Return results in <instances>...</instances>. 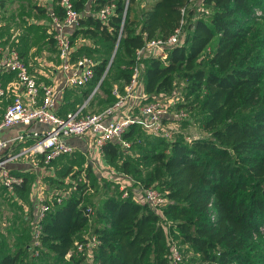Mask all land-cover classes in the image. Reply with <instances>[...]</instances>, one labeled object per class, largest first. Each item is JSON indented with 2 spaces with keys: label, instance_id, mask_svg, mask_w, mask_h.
<instances>
[{
  "label": "trees",
  "instance_id": "obj_1",
  "mask_svg": "<svg viewBox=\"0 0 264 264\" xmlns=\"http://www.w3.org/2000/svg\"><path fill=\"white\" fill-rule=\"evenodd\" d=\"M12 1L0 0V14ZM71 1L81 12L78 26L69 31L71 59L92 58L94 74L87 84L64 89L66 96L81 94L70 109L82 104L99 82L83 111L95 102L104 107L114 103L113 85L122 91L128 83L136 49L169 36L182 21L181 40L168 49L165 62L157 56L142 58L140 83L150 100L174 91L175 80L183 79L186 93L179 106L189 112L185 121L192 122L194 114L207 134L168 142L160 135L143 139L145 130L138 125L124 132V138L140 140L131 146L142 153L137 161L151 164L144 187L167 198L161 214L136 202L129 187L125 197L119 190L86 197L84 183L71 170L78 154L56 157L46 167L64 159L56 172L74 177L76 186L59 202L54 194L42 221L39 254L34 255L28 234L20 243H0V264H41L44 257L53 264H170L172 243L181 254L180 264H264V16L259 15L264 0H203L206 15L189 0ZM107 5L113 9L102 21L98 12ZM36 9L49 18L48 10ZM24 27L27 34L34 29ZM28 38L25 34L10 43L21 57ZM46 42L57 54L53 37ZM98 90L104 93L101 99ZM122 150L109 142L102 151L112 161ZM17 174L24 181L9 197L26 201L33 176ZM84 231L98 240L90 260L85 250L74 247L78 239L86 241Z\"/></svg>",
  "mask_w": 264,
  "mask_h": 264
},
{
  "label": "built area",
  "instance_id": "obj_2",
  "mask_svg": "<svg viewBox=\"0 0 264 264\" xmlns=\"http://www.w3.org/2000/svg\"><path fill=\"white\" fill-rule=\"evenodd\" d=\"M189 2L199 14L209 13L208 9L203 6V0H189ZM57 4V9H48V15L51 20L52 37L56 45L60 67L65 74V81L60 88L39 81L37 76L29 70L17 49L0 44V73L12 74L14 85L21 90L17 93L14 91L12 100L0 115V132L15 125L26 129L12 139L0 137V153L8 148L12 141L32 139L27 147L18 152L19 155L31 154L35 156V166L40 161L47 165L56 157L74 151V146L67 141L72 137L84 138L90 148L98 151H102L109 142L119 143L120 147L126 151L131 148L133 143L123 135L131 125H138L148 133L160 135L168 142L173 141L176 136L172 126H175L179 121L187 120L189 116L187 109L184 106H179V103L183 101V96L174 91L173 94L159 93L150 100H146L147 95L143 92L140 83V72L142 69L141 60L146 56H157L165 62L168 49L177 45L181 40L182 21L169 36L150 39L142 47L136 49L128 83L124 85L122 91L117 84L113 85L112 94L116 97L114 103L100 111H83L86 102L98 89L99 82L93 89L94 92L92 91L93 93L82 105L75 111L61 116L56 110L59 95L67 87H80L91 81L94 74V61L87 56L71 59L72 45L69 31L78 26L81 12L75 9L71 0H58ZM112 9L113 5L103 7L98 12L99 18L106 21ZM182 11L184 12V9ZM121 30L122 24L120 33ZM7 90L8 87L3 86L0 81V98L6 96ZM33 124H42L45 129L27 130ZM13 157H15L14 154L13 156L3 155L0 157V184L10 193L24 181L22 176L14 175L7 167L6 163ZM72 189L74 188L57 189L54 192L56 201L59 202L61 196L67 195ZM38 190L37 187L36 191ZM122 190V196H127V190ZM40 192H37L38 196L35 199L37 208L31 230L35 256L39 254L38 247L41 245L39 236L42 221L50 211L52 202H47L43 192ZM133 198L136 202L147 204L159 214H161V207L167 202L165 195L151 186L144 187L140 194L133 195ZM85 238L84 243L76 241L75 248L77 251L85 250V254L86 250L91 251L90 254H92L98 240L95 236L88 234ZM169 257L170 264H180L182 257L174 243L171 244Z\"/></svg>",
  "mask_w": 264,
  "mask_h": 264
},
{
  "label": "crops",
  "instance_id": "obj_3",
  "mask_svg": "<svg viewBox=\"0 0 264 264\" xmlns=\"http://www.w3.org/2000/svg\"><path fill=\"white\" fill-rule=\"evenodd\" d=\"M58 0H13L11 3H8L5 8L3 14H0V44L3 45H8L10 46V43L15 41H20L21 37L24 36L25 34L28 35V43L27 46L24 47L25 54L22 56V58L27 60L26 63L29 67V70L35 74L38 78L39 81H43L48 84H52L56 86V88H60L61 85L65 81V74L62 71L60 67V60L58 59L57 54H54L55 57V68L53 69L52 72H49L48 67L50 63H43L42 61V55H48V43L47 38L52 36V28H51V20L47 16H43L42 13L38 12L36 10V6L38 7H43L45 10H48L49 8H58L57 4ZM15 3V4H13ZM13 4V5H12ZM14 8H13V7ZM22 7V9H20ZM10 8L11 13L9 16H6L5 18H8L9 21L7 23H3L2 21V16L8 11ZM19 9L18 11H16ZM26 10L27 13L25 14L23 11ZM89 10V2L87 3L86 6V11ZM30 20L29 23L28 19ZM14 23H22L21 28H19L20 32L18 33H13L12 27ZM25 23L28 24V26L33 25L34 29L27 34V31L25 30ZM27 26V25H26ZM22 33V35H21ZM19 36V37H18ZM18 37V38H17ZM16 38V39H15ZM3 42V40H7ZM36 50V53H35ZM33 55V56H31ZM39 57V59H37ZM47 62L49 61L48 59H44ZM0 81L3 86L8 87V92L5 97L0 98V115L4 112V109L8 103L12 100L14 96V91L15 93L21 92L20 88H18L16 85H14V77L10 73H0ZM64 91V90H63ZM81 94L79 93H72V94H67L65 93L59 95V100L57 103V113L60 115L61 113L63 114L65 110H69L71 112L74 109H77L79 105H82L85 101L82 102V104H76L74 109H70L71 104L80 101ZM88 101L86 102L84 108H87ZM91 111V109H87ZM61 114V115H62ZM45 126L42 124H33L32 126L28 127L27 130L32 131V130H44ZM24 130H26L24 127L20 125H15L9 129H4L0 132V137L4 139H12L17 137L19 134H21ZM67 141L74 146V152L79 154L83 153L85 150V145L87 144V141L84 138H76L72 137L67 139ZM32 142V139H27L24 141H15L11 142L8 145V148H6L2 153H0V157L3 155H10L15 157L11 158L8 160L7 167L10 169V171L13 172H21V173H30L33 177L32 182H31V194L29 195V199L24 201L23 203V221H22V227H19L16 229L19 232H15L11 238H12V243H19V238L21 237L22 234L28 235L29 234V226L32 225L33 218L36 212V202L35 199L38 196V193L41 191V182H40V177H44L48 181L50 180L49 177L56 178L55 175H52L51 172H56L57 168H62L64 166V159L61 160H56L50 168H47L46 165L44 164H37L35 166V156L31 154H23L19 155V151L27 147L30 143ZM18 153V154H17ZM3 154V155H1ZM17 154V155H16ZM6 157V156H5ZM54 160V159H53ZM52 160V161H53ZM67 164V163H66ZM52 169V170H50ZM57 173V172H56ZM38 187V191H36V188ZM38 192V193H37ZM40 192V193H41ZM44 193V192H43ZM45 196L47 195L46 193L44 194ZM21 220H17L18 226H20ZM88 234V232L84 231L83 232V237H85ZM16 240V241H15ZM80 240V239H78ZM77 240V241H78ZM11 243V244H12ZM9 246V245H8Z\"/></svg>",
  "mask_w": 264,
  "mask_h": 264
},
{
  "label": "rangeland",
  "instance_id": "obj_4",
  "mask_svg": "<svg viewBox=\"0 0 264 264\" xmlns=\"http://www.w3.org/2000/svg\"><path fill=\"white\" fill-rule=\"evenodd\" d=\"M31 2H33V0H31ZM20 9H22V7ZM18 10L19 9H17L16 11ZM260 10L261 11L259 15L264 16V5L260 8ZM23 12L25 14L27 13L26 10H24ZM10 13H11V10L9 8L8 11L1 18L3 23H7L9 21V19L5 17L9 16ZM29 22L30 20L28 19L27 23ZM27 23H25L24 25L25 26L28 25ZM21 25L22 23H14L12 27L13 33L20 32L19 28H21ZM49 48L47 50L48 55H44V54L42 55V58L48 59L49 61L47 62L44 59H41V60L44 61L43 63H50V65L47 67L49 69L48 71L52 72L56 64L55 57H54L55 53L52 52V49H50L51 50L50 51ZM35 53H36V50H35ZM113 55L111 56L110 61L113 60ZM37 59H39V57ZM175 83H176V87L174 91L181 93V95L184 97L186 93L184 80L177 78L175 80ZM174 91L170 92L169 94H173ZM99 92H100L99 96L101 99L104 96V93L101 90ZM193 97L194 95L193 96L190 95V97L188 96V98L190 99H192ZM96 100L100 102V100L98 99ZM191 106L192 107L190 108L195 109V104ZM104 108L105 107L103 103L100 104V103L95 102L93 107H91L90 109L91 111L96 112ZM191 115H192V122L179 121L178 123H176L175 126H172L173 132L175 133V136L178 137V139L180 138L183 141H188V139L192 137H198V136L207 134L200 128L199 124L197 123L195 119L196 116H194V114H191ZM151 135H154V134L148 133L145 131L143 132L142 138L147 139V136L151 137ZM129 140H131L132 143L136 145L140 143V140L138 139L137 140L129 139ZM85 147L86 148L83 153H79L78 155L75 156L78 162L71 166V170L75 171L73 173L74 175L76 174V177H77L76 179L84 183L85 186L84 187L82 186V189L86 197H98L100 195L106 196V195H110L113 190L123 191L122 189H126L128 187L131 189L133 195L140 194V191L145 186L144 183L146 182V176L151 170V164L144 163L142 161H139V162L137 161V159H139L142 153L137 151V149L134 148L135 146L133 148H130L129 150H126V151L122 150V152L120 151L118 155L115 157V159H113L112 161H108L105 158L103 151H98L93 148H90L88 144H86ZM126 161H127L126 164H128V170H126L124 166V163ZM11 172L14 175L22 176L21 174L19 175L13 171ZM51 174L55 175L56 178H53V177H49V178H52L54 180L56 179L62 180L63 183L59 185L58 183L52 180L48 181L47 179H45L44 177L46 176L40 177L41 190L44 192L43 195L45 193L47 194L46 196L44 195V199L49 203L52 201V196L57 189L59 188L69 189V188H74V186H76L75 178L73 177L74 180H72L70 175L62 176L60 173H56L54 171L51 172ZM103 187L105 189H103ZM30 194H31V191L29 190L28 198ZM20 199H23V198H19L17 196L16 199L13 200L12 198L9 197V192L3 190L0 186V243L4 246L11 245L13 241L11 236L15 232H19L16 229V227L17 228L22 227L23 217L25 215L22 212L24 209L23 203L25 200H20ZM18 204L22 205V208ZM17 220H21L20 226L16 225ZM31 230H32V225L29 226L30 236H31ZM21 236H25V234H22ZM30 242H32V240H30ZM90 253L91 251L86 250L87 260H90L92 256V254ZM40 263L41 264H53L52 260L47 257H44L43 260L40 261Z\"/></svg>",
  "mask_w": 264,
  "mask_h": 264
},
{
  "label": "water",
  "instance_id": "obj_5",
  "mask_svg": "<svg viewBox=\"0 0 264 264\" xmlns=\"http://www.w3.org/2000/svg\"><path fill=\"white\" fill-rule=\"evenodd\" d=\"M93 92H94V91H93ZM93 92H92V93H93Z\"/></svg>",
  "mask_w": 264,
  "mask_h": 264
}]
</instances>
